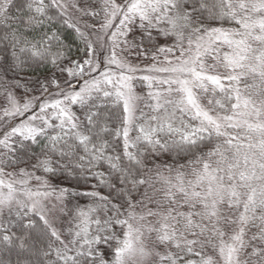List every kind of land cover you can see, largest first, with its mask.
Returning <instances> with one entry per match:
<instances>
[{
    "label": "snow or ice",
    "instance_id": "6c2138e0",
    "mask_svg": "<svg viewBox=\"0 0 264 264\" xmlns=\"http://www.w3.org/2000/svg\"><path fill=\"white\" fill-rule=\"evenodd\" d=\"M70 10L99 20L82 29ZM53 19L84 41L83 59L68 57L55 30L23 35ZM0 29V80L29 61L89 77L79 90L38 80L39 96L15 75L4 83L0 245L19 241L35 264H264V0H0ZM154 33L172 43L157 46ZM133 50L152 63L131 64ZM52 86L56 98L45 99ZM13 88L25 89L23 103ZM173 148L192 158L145 178L149 153ZM65 174L96 183L80 193L52 183ZM71 196L92 203L69 210ZM64 215L68 238L57 227Z\"/></svg>",
    "mask_w": 264,
    "mask_h": 264
},
{
    "label": "trees",
    "instance_id": "16d2710c",
    "mask_svg": "<svg viewBox=\"0 0 264 264\" xmlns=\"http://www.w3.org/2000/svg\"><path fill=\"white\" fill-rule=\"evenodd\" d=\"M14 2L18 5L20 3V0H14ZM26 2V0H25ZM45 3H48V0H45ZM30 13H23V15H28ZM10 15H18L17 8L12 7L10 11ZM49 15H53V13H49ZM205 18L210 19L207 16V13H205ZM99 20L91 21V24L96 23ZM215 25V24H214ZM229 25V24H224ZM53 30L57 32V34L60 36L61 41L63 43L64 48L67 51V55L72 60H81L85 57V43L83 40H81L75 31L72 28H69L67 25L63 24L60 19H53L51 22H46L43 27H37L34 31L33 30H26L23 32V35L31 40L34 37L39 38L40 34L47 31L51 33ZM2 31V29H0ZM154 35V42L156 45L160 42L159 37ZM140 38V32L139 30L136 31L135 39L139 41ZM2 47V45H0ZM0 63H3V61H0ZM68 61H65V65H67ZM14 75L16 78L20 79L22 83H27V87L29 89L36 87V91H30L27 93L29 96H36L38 95L39 89L38 85H36V81L40 80L43 81L44 79L48 78H55L56 80H60L66 76V73H61L59 69L53 68L51 64L47 63H35L32 61H29L25 64L22 71H18V74H14L12 72H8L6 78L8 79H14ZM54 86L50 87V89H53ZM16 92L20 96H25V89L24 88H15ZM119 121H116L114 123H111L109 125L110 128L114 129L118 125ZM106 139L108 137H105ZM114 144H117V141H113ZM200 150L207 151L208 149L205 148L203 145L199 146ZM40 147L37 146L33 149L34 153L37 155L40 153ZM122 151V149H120ZM196 152V154H199L198 150H193ZM155 154V153H154ZM150 154L147 157L146 160V166H145V178H146V171H148L149 167V160H153V158H150L152 155ZM159 158L161 157L163 161L168 166H178L185 164L190 158H192L191 153H185V152H178L175 148L168 150V151H158ZM35 163V160L26 161L25 163H22L20 167H23L25 165H32ZM12 170V169H11ZM52 183L61 186V187H68L70 191H75L77 193L84 192V191H90L92 190V185H94L96 182L89 178L88 182L86 183L83 179V177L76 178V177H70L65 175H59L57 177H52ZM100 191H105V189L101 188ZM141 191V189H140ZM138 197V196H137ZM135 197V198H137ZM68 202L74 205H79L86 207L89 204L92 203V200L85 196H71L68 198ZM12 231L16 234V236L23 235L18 227H13ZM2 235V233H0ZM29 244L33 243V241H29ZM19 241L16 242L15 245H9L7 248L0 245V264H35V261L37 259L36 254L34 250L32 249H21L19 246ZM9 248L11 250H9ZM105 259H110V256L105 255Z\"/></svg>",
    "mask_w": 264,
    "mask_h": 264
},
{
    "label": "rangeland",
    "instance_id": "374dc122",
    "mask_svg": "<svg viewBox=\"0 0 264 264\" xmlns=\"http://www.w3.org/2000/svg\"><path fill=\"white\" fill-rule=\"evenodd\" d=\"M71 2H76L79 3L80 7H94V8H98L99 7V0H71ZM69 17L71 18V20L73 22L75 21H79L81 28L83 29V25L84 22L87 21V23L91 24L92 20L91 18L88 17H82L81 13L75 10H70L69 11ZM212 26H216V25H212ZM224 27H230L232 25H223ZM88 31H91V29H88ZM137 31V30H136ZM136 31L133 32L132 34H130L129 39L131 40L133 37H135L136 35ZM93 40H95V36H93ZM160 42L158 43L157 46H161V45H170L172 43V39L171 38H166L163 36H160L159 38ZM108 54L106 47L101 46V44L97 41L96 42V50L94 52V60L96 63H99L103 66L104 64V58L105 56ZM127 58L128 60L131 62V64L133 65H139L141 67H143L146 64H150L152 63L151 61V53H149L147 58L141 57V58H137V56L135 55V50H133L132 54H127ZM163 57H161L162 59ZM100 71H103V67H101L99 69ZM98 74V73H97ZM143 73H137V75H142ZM89 78L88 76H80V77H69L67 74L64 78L59 80L60 86L61 88L64 87H68L70 86L71 88L75 89V90H79L80 85L83 84L84 80ZM14 79H8V78H3V80H0V107L3 106V85L4 83H13ZM17 97V99L20 100L21 103H23V97L24 96H20L15 88L12 89ZM59 91L58 88L54 87L53 89H49V92L47 94H45V99H48L49 97L51 98H56V93ZM136 91L139 95H144V93L147 92V88L140 85L139 83H137V87H136ZM40 93L36 96H39ZM143 106V104L141 105ZM36 108V110L38 111V106H34ZM146 110V109H145ZM31 113L26 114L24 117H18L16 119V121H14L13 123L19 122L20 119H27V116L30 115ZM137 115H139V113H137ZM4 129L3 127H0V132H2ZM131 135L135 136L136 133L132 132ZM151 154V153H150ZM150 158H153V160H149V167H148V171H146V178L151 177L153 179H155V174L157 169L159 168L160 171H162L164 173V175L168 174V167H172L175 168L176 166H168L163 159L160 157L159 158V154L158 152H156L154 155H152ZM23 167H27V168H31V165H25ZM9 171H11V169H8ZM160 185L157 184L156 187H159ZM144 191V188H141V192ZM139 199V196L136 198ZM67 204V208L69 210H73L77 205L71 204L68 202V200L66 201ZM83 207V206H81ZM149 207H155V205H149ZM137 211L139 212L140 209L138 208ZM70 215H64L61 216L58 223H57V227L60 228L62 231H64L65 233V237L64 238H68L67 237V229L71 226L70 225ZM102 251L105 252V255L110 256L107 252V249L102 248ZM146 264H153L152 260H148L146 261Z\"/></svg>",
    "mask_w": 264,
    "mask_h": 264
}]
</instances>
